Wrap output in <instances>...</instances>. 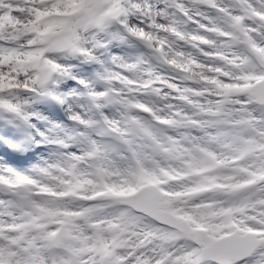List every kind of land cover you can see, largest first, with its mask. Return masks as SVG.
Segmentation results:
<instances>
[{
    "label": "snow or ice",
    "instance_id": "obj_1",
    "mask_svg": "<svg viewBox=\"0 0 264 264\" xmlns=\"http://www.w3.org/2000/svg\"><path fill=\"white\" fill-rule=\"evenodd\" d=\"M144 3L145 0H86L77 14L63 21L62 26L46 39L42 47L33 44L29 48V53L41 51L42 59L23 69L24 78L28 82L22 87L17 85L0 91V110L20 117L27 124L30 119L27 101L17 102L21 95L65 104L74 102L80 93L86 91L90 99L96 102L98 109L108 104L122 103L123 94L117 95L115 90L116 79L124 76L131 79L133 71L139 65H144L145 60L160 55L155 44H149L144 34L133 27L135 23L137 27L144 26L148 30L147 24L150 21L140 15V7ZM193 3L210 8L211 11L205 13L199 7L189 8L188 0H147L149 7L153 4L156 7L157 23L160 20L159 14L170 5L176 16L183 18L186 24L195 21V28L191 33L176 29L171 32L170 38L165 35L164 40L171 44L172 41L181 39L178 33L190 36L189 46L195 48L196 55L193 59L197 63L201 62L200 57L207 59L209 53L228 55L222 48L234 49L233 34L228 31L226 21L244 12L255 13L258 20L260 16H264V0H231L229 7H225L219 0H193ZM167 26L166 24L165 27ZM197 41L203 43L197 45ZM3 43L0 41V46ZM129 44L145 49L146 53L135 56L117 54V49ZM259 46L264 48V44ZM247 50L248 58L259 67L261 53L254 50L251 44L247 45ZM4 51L0 47V55ZM230 55L232 59L235 58L233 52ZM109 60L110 64L105 67ZM224 63L223 59L217 58L214 67L219 68ZM93 68L102 74L109 86L106 90L97 91L91 87L89 79ZM244 75L251 78L250 92L246 97L248 106H264V83H261L264 81V71L256 70ZM64 80L74 84L63 85ZM68 89L71 91L65 95ZM168 91L172 92V89L169 88ZM172 94L176 97L183 95L179 91ZM142 107L137 105L135 110L140 111ZM143 110L145 115L153 117L154 123L161 129L168 128L167 117L156 119L155 109ZM169 112L171 114V110ZM72 120L85 127L92 126V122L81 114H74ZM102 120L109 128L115 123L106 114L102 115ZM144 134L153 140L154 152H162L174 145L171 138H168L169 143H157L163 133L157 135L145 128ZM261 134H264V129H257V137ZM91 144L94 146L91 155L101 151L95 140ZM257 149L260 158L256 159L254 155L251 157L252 162L243 169L242 181L231 176L211 174L208 178L187 186V190L193 193L205 192V195L194 201L196 207L177 211L165 192L147 186L153 170H145L143 157L130 145L129 150L132 151L134 160L126 169V174L131 179L122 187L128 191L135 190L136 195L126 202L116 201L115 205L118 206H114L115 211L102 219L104 227L90 225L91 235L93 229H99L93 236L94 243L83 253L70 251V258L66 259L65 264H264V149L258 143L253 144L252 152ZM103 150L106 151L105 148ZM193 151H199L195 142ZM82 155L77 152L72 157L78 159ZM212 159L216 160V157L212 156ZM39 171H43V168ZM9 173L0 174L7 181L0 183V191L8 189L9 183L23 187L26 175L11 173V170ZM241 182H247L251 186L241 189ZM218 184H228L230 187H215ZM114 187L109 185L110 189ZM16 195L21 202H30L31 195L27 189L16 192ZM102 204L103 201L100 200L86 204L82 211L85 215H92ZM69 224L70 227H75L71 222ZM136 226H142L145 239L155 238L162 243L148 249L137 244L136 248L140 250L133 251L131 255L129 250H114L111 256H103L106 245L115 249L112 241L124 229ZM109 228L116 229L110 238L104 236V230ZM8 234L0 229V264H45L35 250L18 252L15 242L6 240ZM9 245L10 248L6 251ZM21 247L27 248V245L22 244Z\"/></svg>",
    "mask_w": 264,
    "mask_h": 264
},
{
    "label": "clouds",
    "instance_id": "obj_2",
    "mask_svg": "<svg viewBox=\"0 0 264 264\" xmlns=\"http://www.w3.org/2000/svg\"><path fill=\"white\" fill-rule=\"evenodd\" d=\"M86 0H0V18L13 17L18 23L13 25L0 24V41H3L4 53L0 55V86L3 90L8 87L17 85L23 86L28 81L25 80L29 48L35 44L42 47L46 39L52 34L48 32L50 25H55V31L62 26V22L77 14L81 5ZM189 8H197L198 5L191 3ZM57 12L60 15H57ZM135 15V13H134ZM140 15L147 17L150 23L147 24V31L144 26L133 27L137 32L144 34V38L151 44L159 41L163 45L165 36H159L158 29L163 28L165 33H171L176 29H181L188 33V25L183 18L176 16L170 5L164 12L160 13V20L157 23V11L155 5L148 6L147 0L140 7ZM139 18V17H138ZM264 16L259 20L256 14L244 12L230 21H226L228 31L233 34L234 59L226 60L225 63L216 68V75L211 71L201 69L198 73L196 83L201 88H210L213 95L206 97L207 104L196 106L203 111L207 108V115L200 116L202 133L200 142L204 149L200 151L199 157L205 160L211 166H216L217 159L228 161L237 158L243 161V167L235 165L232 167V175L237 180H243V169L252 162L253 156L252 145L258 143L261 149H264V134L257 137V129H264V106H248L246 97L250 92L251 78L244 74L252 71H264ZM168 25L165 27V25ZM174 26V27H173ZM54 31V32H55ZM172 43V42H171ZM251 44L254 50L261 53L259 67L254 61L248 58L247 45ZM219 47V45H218ZM229 48H222L227 52ZM11 50V51H10ZM159 56L149 58V68L152 69L148 79L143 78L142 72L144 65H139L132 73L133 80H139L141 85H150L143 88L141 95H133L131 86L125 83L124 88L128 90L127 96L121 97L122 103L115 104L116 115L113 117L114 125L109 128L104 123L92 124L91 131L96 133L97 143L105 147L106 152L116 159L118 153L129 150L130 145L134 146L137 139H147L144 136V129L148 128L154 134H165L174 129H161L155 124L153 117L145 115L144 108L149 111L156 110V119L163 115L157 111L158 105L165 102L168 95L164 88H172L171 84H161L151 86L156 81H163L166 73L174 71L180 67L183 60L179 52L169 53L156 49ZM243 57V59H241ZM223 59V57H221ZM239 61V62H238ZM191 63V61H189ZM182 79H188V76L178 73ZM227 80V82H226ZM203 81V83H202ZM216 81L219 83L217 84ZM264 83V81H261ZM220 85H223L221 87ZM137 105H142V110L136 111ZM72 118V117H71ZM91 119V117H90ZM115 148V152L111 149ZM94 146L91 144L85 150V153L92 152ZM218 152L216 160L212 159V153ZM264 158V151H262ZM130 162H128V166ZM159 167V166H157ZM174 170L159 172L156 179L167 183L171 181ZM175 188L176 185H170ZM188 194L193 192L184 189ZM66 206L83 207L82 203L77 200L60 201ZM111 201H103L92 215H73L69 218L72 225L78 224L79 227H70L69 223H64V217H58L61 221L59 224L53 219L42 218L41 226L37 229L34 213H23L22 219L26 223L20 225L18 232L6 235V240L14 241L18 252H27L35 250L45 261V264H65L66 259L70 258L69 253L76 250L83 253L94 243L93 236L99 229H93L91 237L85 235L89 232L93 220H102L106 214L115 211H109ZM52 225V227H47ZM54 229V231H53ZM112 231L104 230V236L110 238ZM180 241H177L179 243ZM26 244L27 248L21 247ZM10 248L6 247V251ZM15 255V253H14Z\"/></svg>",
    "mask_w": 264,
    "mask_h": 264
},
{
    "label": "bare ground",
    "instance_id": "obj_3",
    "mask_svg": "<svg viewBox=\"0 0 264 264\" xmlns=\"http://www.w3.org/2000/svg\"><path fill=\"white\" fill-rule=\"evenodd\" d=\"M76 2H78V0H74V3H76ZM188 4H190V0H188ZM57 15H60V13L57 12ZM16 23H18V22L11 16H9V18H0V24L13 25ZM53 25H50L49 29ZM158 31H160V36H165L164 35L165 32H164L163 28L158 29ZM180 34L184 35L183 33H180ZM153 43L155 44L156 48H158V49L161 48V44H158L159 43L158 41H154ZM198 43L202 44L203 42L200 41ZM181 48H183V47H179L178 45L171 44V46H163L162 49H160V50H164L165 52H169L170 54L175 53L174 50H177V52H178V50H180L182 57H184V58L187 57V51H186L185 47L183 48V50H181ZM131 49L134 50L135 54H137V55L138 54L142 55V53L146 52L145 49H140L138 47H131ZM233 51H234L233 49H228L226 52V53H229L228 55H225L224 53H216V54L219 56H223L226 59L231 60L232 58H231L230 53ZM182 57H181V59H182ZM191 63H192V66L187 67V66H184V64L182 62L180 64V67L176 68L172 72L166 73L164 75V79H167L168 77H171V78L178 77L179 76L178 73H182L183 75L188 76L189 77L188 79H190L191 74L198 76V73L201 71V69H203L205 71L213 70V68L206 66L207 60L204 61V65H202L201 62L199 64L193 63V62H191ZM145 66H146V67H144L145 70H143V72H142L144 79L148 78L150 72L152 71V69L148 67L149 64H145ZM179 77H181V76H179ZM170 80L175 81V79H170ZM138 82H140V81L139 80H133L132 78L130 80L126 79L121 84V86L123 87V89H126V88H124V85H125V83H128L131 86V89L135 90L138 87H140L138 85ZM179 82H181V81H179ZM116 83L120 84V82H118V81H116ZM171 85H173V87L171 89H178V87L174 83H172ZM188 85L191 88L196 87V85L194 83L188 82ZM141 87H143V86H141ZM141 90H142V88H141ZM177 91L182 92L185 95L184 98H188V100L190 101V103L192 105H195V104H196V106L206 105V103H204V97L201 94H197V92L192 93V92H188L186 90H177ZM195 93L197 94L196 96L194 95ZM207 95H208V97L212 96V91L209 90ZM178 99L174 100V98H172V97L167 98V100H166V101H168L167 104L170 105L172 111L170 114V112H169L170 108H167L169 110L166 111L163 114V116L167 117V119H172L176 115H179L180 117H182V119L177 120V121H184V122H188L190 119L195 120L194 118H197L198 115L190 112L189 110H187V108H185L187 110L185 114L179 113V110L181 108H179L177 105H178V102L183 100V99H181V98H178ZM179 105H181V104H179ZM198 109H200V108H198ZM203 110L207 111V108H204ZM105 111H106V114L109 113L108 117L110 119H113V117L116 115L115 110L109 111V110L105 109ZM157 111L159 113H162V112H160V110L158 108H157ZM52 117H54V120H60V118H57L54 114L52 115ZM58 122L61 125V130L63 131L62 132L63 136L61 137L62 141H64L68 145L72 146L73 152H76L78 150V148H81L80 153L84 154L86 147L81 144V141L79 139L72 137L71 133L61 124L60 121H58ZM58 122L56 121L55 123H58ZM194 132H195L194 130H192V131L187 130L186 135L191 138L193 135L192 133H194ZM200 138H198L197 141L200 144H202L200 142ZM175 144H178V143H175ZM181 147L182 146H180V148H179L181 151L180 159L185 161L188 158L187 151L183 147L182 148ZM49 152H52V150L49 149ZM139 154L140 155L144 154V144H142V147L139 148ZM212 154H214L217 157L219 156L218 152H213ZM72 155H73V153L70 154V157L63 159V160H60V161H54L52 159L49 163H45V164L43 163L42 165L38 166L37 168H31L28 166L29 169H28L27 175L33 176L36 180H45L44 182L47 184V186L52 188L53 190L61 188V186H60L61 180L66 179V181L69 182L71 179H74L76 184L82 190V193H88V194L93 196L94 194H96V193H93L95 191V189L102 186L99 184L100 181L97 182L94 175H92L84 167H81L80 165H78L76 163V158H73ZM47 157H48V159H51L50 156L47 155ZM172 158L173 157L170 156L169 159H172ZM176 159H179V158H176ZM7 161L8 160L3 155L0 154V162H2V163H0V167H5L8 164ZM229 161L230 160H228V162ZM14 162H16V161H14ZM204 163H205L204 161H202L201 159L196 157V159H194L190 162V168L194 169L195 171L201 170L202 164H204ZM122 164H123V166L118 165L114 161L113 158L108 159V161L105 160V158H104V161L100 162V166H101L100 171H101V169L104 170L107 173L108 177H104L102 172H101L100 176H102L103 180L106 181V185L108 187H109V185L115 186L114 188H112L113 190H115L117 192H123V191L131 192V191H128L126 189H123V187H122L126 181H129L131 179V177L128 174H126V169L128 168V165H124V164H127V162L123 161ZM23 168L24 167H20V169H23ZM41 168H43V171H39ZM180 170H181L180 168H176V170L174 172L175 177H177V180H176L177 184H175L176 185L175 188L171 187L167 183L165 184L164 182L163 183L161 182L162 186L164 188L170 190V191H181L183 187H187L188 185H191L192 184L191 181L190 182L186 181L185 183H181V180H182L181 174H176V172H180ZM0 174L8 175L9 172L5 173L4 171L0 170ZM158 174H159V172L154 174V175L158 176ZM28 176H26V177H28ZM217 176H226V175H217ZM3 178H4V181L7 182L6 178L5 177H3ZM206 178H208V177H206ZM29 183L33 185L32 181H29ZM150 183L151 182L148 179L147 184H150ZM24 184H26V183L24 182ZM225 187L228 188L227 186H225ZM197 199L198 198L195 197V200H194V196H190V195L186 196V197L177 196L174 198V200H175L174 205L176 208H179L178 211H184L185 209L180 207V206H182L183 200H185L187 203H190L192 205L194 203V201H196ZM115 202L116 201H111V204L115 205ZM41 205L44 207V209H43L44 211H37V213H36L37 215L50 216L52 219H56L58 217H64L65 218L64 221L68 222V223L70 222L69 218L71 216H73L72 214L74 213V210H75V208H73V207L70 208V206H66V205H63L61 203H59L56 206H53L49 203H46V204L41 203ZM62 208L66 209L65 213L59 212L60 209H62ZM9 210H10V208L4 207L2 205V202L0 201V218L1 217L5 218L4 221L0 219V224L3 227L2 230L6 233L18 232L20 230L21 220L19 217L15 216V214L12 211L9 212ZM248 211H251V209H248ZM76 215L84 216L85 214L82 211V214H76ZM91 223H93L99 227L105 226V222L103 220H93ZM13 227H15V231H13ZM75 227H79V225L76 224ZM108 230L112 231V232L116 231L115 228H109ZM85 235L91 237L90 232L85 233ZM141 241H145V242L151 241L152 246L158 245L157 241H155V238H152V239H145L144 238L143 232H142V226H141V230L139 232L131 231L129 228L124 229L117 236V239L112 241V244L115 245V249H113L112 247H110L108 245H106V246H108L110 248V250L113 252L116 249H120L121 244H122V246H125V247L126 246H134V248H136V245L140 244ZM129 255H131L130 251H129Z\"/></svg>",
    "mask_w": 264,
    "mask_h": 264
},
{
    "label": "rangeland",
    "instance_id": "obj_4",
    "mask_svg": "<svg viewBox=\"0 0 264 264\" xmlns=\"http://www.w3.org/2000/svg\"><path fill=\"white\" fill-rule=\"evenodd\" d=\"M229 6H230V3H227L226 7H229ZM198 7L203 9L205 13H208L207 7H200V5H198ZM55 28H56V26H53L50 30H48V32L53 33L55 31ZM166 35H168V33H166ZM163 45H166V43H163ZM210 54L211 53H209L208 55H210ZM217 58L218 57L216 55H214V59L216 60ZM41 59H42V52H38L37 54H34V53L28 54V63L29 64H36ZM204 60H206V58L202 59V61H204ZM211 60H212V58H211ZM89 67H92V66H89ZM94 69L95 68H93L92 70H94ZM91 82L98 83V80H95V77L93 75H90L89 83H91ZM68 84H74V82L69 81V80L63 81V85H68ZM63 85H62V87H63ZM94 88L97 91H103V90L107 89V88L103 89L100 86L94 87ZM2 90H3V87L0 86V91H2ZM115 90H116L118 95L123 94V96H124V91H121L118 88H116ZM70 91H71V89H68L64 94L67 95L68 92H70ZM89 98L90 97L88 96V94L80 93L74 102L65 103V104H60V103H57L55 100L47 99L51 102H55V105L58 107V108H56L55 106L48 105L47 102L43 99H34V98H29L28 96L21 95V96H19L17 102L18 103H24L25 101H27V114H29V116H30L29 121L26 124L24 122V120L21 119L20 117L9 114L6 111L0 110V136L2 138H4V140L6 142H9V143L13 144L14 146H18V145L22 144L23 148H25L26 146L32 147V146H36L39 144L40 145L44 144V142L41 139H43L45 137V135H47L48 138H50L52 140V144H54V146L52 147V151L54 153H56L54 155H49V156L51 159H53V157H54V161H60L61 159H63V157L57 156V154L59 152L60 153H63V152L58 151L56 149V146H60L59 148H61V147H65L67 145L61 139V137L63 136L62 135L63 131L60 129V127H61L60 124H57L58 127L52 126L50 124V122L51 121L55 122V121L51 120L50 114L48 115L46 112L49 110L54 111V113L57 115H60L61 112H63L62 113L63 119H64V115H65V116H68V120H72L71 117L74 114L88 115V117L85 119L89 121L88 118L91 117L90 121L93 124L94 119L92 116L94 115V113H92V110L94 108V103H90ZM90 101H91V99H90ZM106 107L107 108L112 107V108L116 109L117 106L115 104H113V106H111V104H108ZM60 108L62 109V111H60ZM46 109H48V110H46ZM61 123H63L64 127L72 133L73 137H75V138L78 137V139L83 137L86 141L90 140V139H86V136H85V133H86V131H88V129H85V131H84L82 127L81 128L78 127V130L75 132L72 129H70V126L66 125L65 122L62 121ZM90 137L91 136H89V138ZM94 137H95V135H94ZM96 140H97V138H96ZM66 149H70V148L66 147ZM190 153H191V151H190ZM63 154L66 155L65 153H63ZM90 157H91V155H90ZM49 162L50 161H48V158H46L44 155L41 154V156H39V159L35 161V166H33V167H36L39 164L41 165L43 163H49ZM42 184H44V182L42 180H39L38 183L35 182V185L37 186V188L32 189V190L37 192V193L49 192V193L56 194L54 191L49 189L50 187H47V186L42 185ZM30 200H31V202L29 203V205L32 207V209H36V207H35L36 202L33 201L32 197ZM52 201L53 202L55 201V204H57V202H56L57 199H53ZM53 202H52V204H54ZM19 204H20L19 205L20 208H22V206L24 205V203H22V202H20ZM37 220L40 222L41 218L38 217ZM57 224H59V223H57Z\"/></svg>",
    "mask_w": 264,
    "mask_h": 264
}]
</instances>
